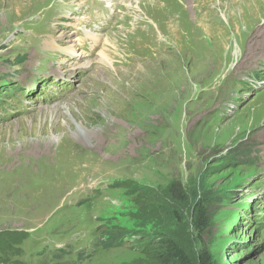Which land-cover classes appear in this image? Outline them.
Wrapping results in <instances>:
<instances>
[{
  "label": "rangeland",
  "instance_id": "374dc122",
  "mask_svg": "<svg viewBox=\"0 0 264 264\" xmlns=\"http://www.w3.org/2000/svg\"><path fill=\"white\" fill-rule=\"evenodd\" d=\"M244 1L0 0V233L27 235L6 264H132L155 223L138 195L175 182L190 206L209 200L215 264H264V0ZM70 36L73 61L58 52ZM142 78L165 95L143 100ZM121 231L128 243L104 246Z\"/></svg>",
  "mask_w": 264,
  "mask_h": 264
},
{
  "label": "trees",
  "instance_id": "16d2710c",
  "mask_svg": "<svg viewBox=\"0 0 264 264\" xmlns=\"http://www.w3.org/2000/svg\"><path fill=\"white\" fill-rule=\"evenodd\" d=\"M138 197L142 205L141 213L145 219L153 215L155 223L151 236L138 235V239L130 242L142 256L132 264H215L210 244L205 241L211 236L212 226L211 205L206 197L190 206L186 190L176 182L163 191L146 188ZM183 208H188L189 222L181 212ZM163 213L164 221L159 217ZM119 233L108 236L112 241L109 243L107 239L104 246L128 243L129 240L123 238V231ZM26 237L22 232L0 233V264L9 261L8 253L13 252L14 247Z\"/></svg>",
  "mask_w": 264,
  "mask_h": 264
},
{
  "label": "bare ground",
  "instance_id": "6f19581e",
  "mask_svg": "<svg viewBox=\"0 0 264 264\" xmlns=\"http://www.w3.org/2000/svg\"><path fill=\"white\" fill-rule=\"evenodd\" d=\"M250 1V0H249ZM249 1H244V3H243V5H245V6H247L250 2ZM257 0H253V2H256ZM241 2V1H240ZM237 3H239V2H237ZM236 4V3H235ZM234 4V5H235ZM233 5V6H234ZM237 5V4H236ZM233 8V7H232ZM236 9V8H235ZM231 11V10H230ZM234 12V11H233ZM86 19V18H85ZM69 26H74L73 24H69ZM260 28H258V30H259ZM192 30V29H191ZM202 30V29H201ZM258 30H257V32L255 33L256 34V36L257 37H259L260 38V43H258V41H257V44L256 45H258L259 46V48H260V46L261 47H264V29L263 30H261V31H259L258 32ZM73 34H75V36H77L78 35V32L77 31H75V32H73ZM81 34H84L85 35V37L87 38V40H89L90 42H91V44L92 45H94V48L95 47H97V43L96 42H98V35L99 34H96L95 32L94 33H89L88 31L87 32H84V33H80V35ZM197 34H198V32H197ZM255 36V35H254ZM62 37V36H61ZM188 37V42H189V44H190V46L192 47V49L194 48V46L195 47H197V45H200L199 43H198V40H197V37H196V34L195 33H192V34H190L189 36H187ZM63 38V37H62ZM62 38H56V39H52V40H50V41H53V42H45V46L47 47V48H53V49H51V50H56L55 49V46H59V47H62V45L61 44H59L56 40H61ZM77 39H79V40H76L75 39V37L74 36H70V37H67V39L68 40H66V44H70L69 45V49L67 50V52H65V51H58V52H60V53H62V54H64V56H66V57H69V60L68 61H73V59L74 60H77V59H79L78 57L76 58V56L78 55L77 54V49H78V47L77 46H82L81 45V42L83 43V40L81 39V38H78V37H76ZM210 38V37H209ZM199 39V38H198ZM240 39V38H239ZM62 41V40H61ZM256 42V41H255ZM79 43V44H78ZM237 43V42H236ZM254 43V42H253ZM110 45V40H109V38H108V36L107 35H105V36H103L102 38H101V44H100V46H99V52L97 53V58L99 57L100 58V62L101 63H103V65L105 64L106 66H108V68L109 69H112V70H114L113 69V66H112V61H111V59L105 54V52H106V50H107V47ZM203 45H205L204 43H203ZM213 45V44H212ZM255 45V44H254ZM252 46V45H251ZM92 47V46H91ZM104 49V50H103ZM263 49V48H262ZM45 51V50H44ZM81 51V50H80ZM102 51H104V53H102ZM261 51V50H260ZM252 53H253V51H252ZM181 54H182V52H181ZM198 55H199V52L197 53ZM196 55V54H195ZM194 55V56H195ZM198 55H197V57H198ZM88 56V55H87ZM193 56V57H194ZM212 56V55H211ZM260 56V54H256V55H254L253 54V56H251V55H248L247 56V58L248 59H250V62H251V64L254 62V61H256L257 60V58ZM196 56H195V59L197 58ZM34 59H35V57H33ZM80 58H82V57H80ZM194 59V60H195ZM260 59H261V57H260ZM264 61V60H263ZM38 63V62H37ZM72 64V63H71ZM241 65H243V64H241ZM80 66H81V70L82 71H84V70H88L89 68H87L88 67V64H86V63H84V62H81L80 63ZM87 66V67H86ZM245 66V65H244ZM69 67V66H68ZM73 67V66H72ZM250 68H252V67H250ZM255 68H257V67H255ZM60 73H58L59 75H62L63 73H66V72H68L69 71V69H67V66H65V65H63V67H60ZM55 74H56V72L55 71H53ZM169 72V71H168ZM140 73H137L136 75H139ZM169 75V74H168ZM89 76V75H88ZM97 80H98V74H97ZM117 77V76H116ZM170 78V77H169ZM118 79H119V77H118ZM191 79V78H190ZM142 82H141V86H142V88H141V97H143V100H148V101H153V102H155L154 101V99H153V97L155 96L157 99H159L160 100V97L162 98L164 95H165V90H166V88L165 89H163L162 91H157V87H155V86H150V87H148L147 88V82H146V79L145 78H142ZM42 82H44V81H42ZM96 82V81H95ZM94 82V83H95ZM118 82H122V84L121 85H123V84H125V78L124 79H122V80H120V81H118V80H116V82H115V84H114V88L116 87V86H119L120 84L118 83ZM158 82V84H159V81H157ZM166 82V81H165ZM129 83V82H128ZM156 83V82H155ZM157 84V85H158ZM108 85V84H107ZM160 85V84H159ZM174 85V84H173ZM109 86V85H108ZM111 86V85H110ZM106 86H104V88H105ZM159 87V86H158ZM185 87V86H184ZM96 88V87H95ZM113 89V88H112ZM148 89H152L153 91H151L150 90V92H148ZM98 90V89H97ZM134 90V89H133ZM138 89H136V91H137ZM119 91V90H118ZM132 92V91H131ZM114 94V92L112 91V90H107L106 91V95H109V97H112V99H113V95ZM134 94V93H133ZM112 95V96H111ZM132 96V95H131ZM173 97H174V95H173ZM82 99V98H81ZM174 99H176V96L174 97ZM157 101L156 102V106H155V111H154V113L155 112H158V114H160L161 113V111H163L164 110V106H163V103L161 102V101ZM82 101V100H81ZM84 101V100H83ZM110 101V100H109ZM138 101V100H137ZM173 102H176V100H174ZM109 104V103H108ZM120 104V103H119ZM122 104V103H121ZM120 104V105H121ZM129 104V103H128ZM147 104V103H146ZM145 104V105H146ZM141 105L143 106V102L141 101ZM144 105V106H145ZM132 106V105H131ZM40 107V106H39ZM54 107H56L57 109H55L56 110V112L55 113H57L58 115L59 114H63V113H67V112H70V110H71V107L70 106H67V105H55ZM117 107V106H116ZM139 108L141 107V106H138ZM41 108V110L42 109H44L45 108V106H42V107H40ZM114 108V107H113ZM73 109V108H72ZM59 111H60V113H59ZM63 111V112H62ZM116 111H117V109H116ZM140 111V110H139ZM137 114V113H136ZM141 114H143V113H141ZM151 114V113H150ZM143 116V115H142ZM155 116V115H154ZM145 117V116H144ZM147 117V116H146ZM145 117V118H146ZM153 117V116H152ZM151 117V118H152ZM141 118V117H140ZM142 120V119H141ZM155 123V122H154ZM149 128V127H148ZM263 128H264V126H263ZM262 128V129H263ZM80 130V129H79ZM155 130V129H154ZM153 130V132H156V131H154ZM85 130H80V132H79V134L78 133H74V134H72V136H74L75 137V139L76 140H78V138L79 137H81L79 140H78V142L80 143V142H84V136L86 135L85 133ZM161 132V131H160ZM159 133V132H158ZM163 134V133H162ZM157 138V137H156ZM159 138V137H158ZM59 142V141H58ZM57 149H60V151H59V154H61L62 153V144H60V142L55 146Z\"/></svg>",
  "mask_w": 264,
  "mask_h": 264
}]
</instances>
